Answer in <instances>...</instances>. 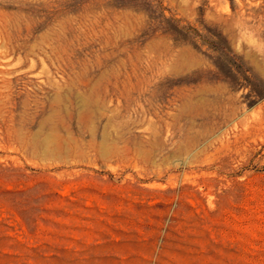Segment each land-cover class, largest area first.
I'll return each instance as SVG.
<instances>
[{
  "label": "rangeland",
  "instance_id": "374dc122",
  "mask_svg": "<svg viewBox=\"0 0 264 264\" xmlns=\"http://www.w3.org/2000/svg\"><path fill=\"white\" fill-rule=\"evenodd\" d=\"M0 51V264H264V0H0Z\"/></svg>",
  "mask_w": 264,
  "mask_h": 264
},
{
  "label": "bare ground",
  "instance_id": "6f19581e",
  "mask_svg": "<svg viewBox=\"0 0 264 264\" xmlns=\"http://www.w3.org/2000/svg\"><path fill=\"white\" fill-rule=\"evenodd\" d=\"M2 32V31H1ZM13 44V43H12ZM14 48V47H13ZM3 48H1V50H2ZM4 50V49H3ZM0 53H1V51H0ZM5 53H7L6 51H5ZM20 54V53H19ZM1 57V56H0ZM3 57V56H2ZM22 57V56H21ZM5 60V59H4ZM8 60V59H7ZM2 66V65H1ZM13 73V72H12ZM15 74V73H14ZM13 74V75H14ZM10 75V74H9ZM13 79V78H12ZM11 82H12V80H11Z\"/></svg>",
  "mask_w": 264,
  "mask_h": 264
}]
</instances>
